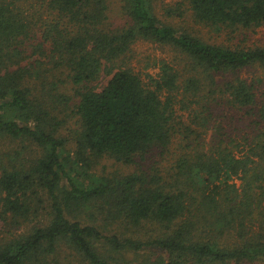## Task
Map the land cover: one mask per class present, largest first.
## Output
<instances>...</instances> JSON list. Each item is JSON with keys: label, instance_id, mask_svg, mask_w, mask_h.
Masks as SVG:
<instances>
[{"label": "trees", "instance_id": "16d2710c", "mask_svg": "<svg viewBox=\"0 0 264 264\" xmlns=\"http://www.w3.org/2000/svg\"><path fill=\"white\" fill-rule=\"evenodd\" d=\"M109 1L0 0V264H68L63 250L82 264H264V46L178 30L152 0H115L114 25ZM161 10L216 32L264 27V0ZM137 41L183 64L143 79ZM173 139L167 180L150 159ZM103 158L154 171L96 173Z\"/></svg>", "mask_w": 264, "mask_h": 264}, {"label": "rangeland", "instance_id": "374dc122", "mask_svg": "<svg viewBox=\"0 0 264 264\" xmlns=\"http://www.w3.org/2000/svg\"><path fill=\"white\" fill-rule=\"evenodd\" d=\"M152 3L154 5L156 15L163 22L173 25L178 30L188 31L193 35L201 37L205 41L223 44V45L237 44L240 46H249V47L264 46V27L243 29L239 31L222 30L220 32H216L208 27H205L204 25L194 22L192 20L190 11L188 10H186L184 16L182 17H172V18L164 17L163 11L161 10V6L169 3H173V0H152ZM108 16H109V21L112 22V24L114 25L122 24L125 21V18L121 13L120 7L117 1L115 0L109 1ZM130 58H131L130 63L132 64L134 69L140 73V76L143 79L146 78V73H151L155 71L154 69L157 68L161 60L172 62L175 65H179V67L181 66V64H183L180 62L179 58L177 57V53L169 46H163V45L161 46L147 41L135 42L132 45ZM260 73L261 72H259V70L257 69H248V70L246 69L242 71V76L251 78L254 77L256 74L260 75ZM106 80L107 77L103 75L97 81L90 84V86H97V87L103 86L105 85ZM67 85L68 84L64 85L66 86L64 92L70 94L71 96H73L74 100H76L77 98H75L74 96V92H75L74 89H71V87ZM66 120L67 123L65 125L66 128L65 132L69 131L73 127L71 120V110L69 112V115L66 117ZM233 123H230V125L233 126ZM239 124L242 125L241 122H239ZM62 126H64V124ZM62 130L64 129L62 128ZM173 140L174 142L170 147L171 154H166L164 156L155 153L154 156L150 159L152 160V164L157 167L155 169H158L157 171L160 173V175H163L167 180L169 178L167 177L168 176L167 173H169L168 170L170 169V166L173 162L174 152H178V148L175 149L177 141H175V139ZM4 149H0V152L4 151ZM150 160L146 162L143 161V163H141L142 161L139 160L135 164L125 165L121 163H116L112 159L103 158L93 170L96 173H101V174H107L115 171L122 174H129L136 170L147 171V173L149 172L152 173V171L154 170L152 168L147 167L149 165ZM234 181L236 185H239L238 179H235ZM29 226L31 225L28 223H22L20 224L19 227L13 228L12 231L16 230L17 232H20L27 229ZM6 229L8 228L5 227L3 221L0 220V236L3 235V230L5 231ZM65 256L68 261V264H82L76 258H73L63 250V252L61 253V258H64Z\"/></svg>", "mask_w": 264, "mask_h": 264}]
</instances>
